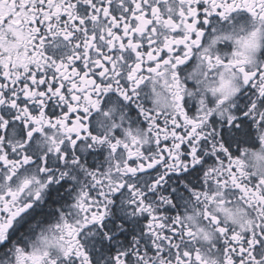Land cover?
Instances as JSON below:
<instances>
[{
    "label": "clouds",
    "instance_id": "1",
    "mask_svg": "<svg viewBox=\"0 0 264 264\" xmlns=\"http://www.w3.org/2000/svg\"><path fill=\"white\" fill-rule=\"evenodd\" d=\"M217 2L229 7L222 9L223 16L215 14L219 21L210 29L202 25L215 13L212 0L207 12L192 3L197 10L192 20L200 27L181 26L187 44L180 50L182 63L170 55L168 64H152L154 71L145 62L131 81L127 69L118 66L124 75L109 72L99 87L81 82L72 123L56 104L36 120H25L28 113L17 108L16 119L10 103L12 93L21 91L18 83L13 87L15 81L75 57L84 37L58 26L50 33L45 25L39 34L27 23L0 27V77L7 84L0 92L12 89L7 98L0 95V244L7 241L0 249V264H84L77 251H86L82 241L89 234L107 241L129 227L125 220L145 217L142 231L130 232L128 241L99 264H113L117 256L121 264L264 260V244L257 240L264 239V97L259 95L264 87V0ZM147 3L141 16L148 11L161 33L172 28L166 18L189 8V0ZM119 4L113 0L114 7ZM10 7L6 4L4 10ZM238 10L247 15L233 16ZM144 24L142 18L138 31ZM94 27L107 31V24ZM52 49L61 51L54 56ZM241 69L252 83L245 82ZM183 116L193 123L187 125ZM245 116L250 134L240 123ZM177 117L182 130H196L192 143L200 156L175 147L189 139L172 136ZM9 122L12 126L5 128ZM221 145L229 148L225 156L230 158L216 156ZM89 150L102 156L89 160ZM61 182L64 186L53 198L67 195V200L53 206L56 214L47 219L37 215L9 240L17 218L43 204L49 189ZM246 240L251 243L244 244Z\"/></svg>",
    "mask_w": 264,
    "mask_h": 264
},
{
    "label": "snow or ice",
    "instance_id": "2",
    "mask_svg": "<svg viewBox=\"0 0 264 264\" xmlns=\"http://www.w3.org/2000/svg\"><path fill=\"white\" fill-rule=\"evenodd\" d=\"M193 2L196 3L197 9H204L207 12L208 0H203V3L200 0H189L187 12L181 9L179 16L173 15L166 18L172 28L161 33L160 28L156 25V20L150 18L148 11L144 12L143 17L141 16V9L149 7L147 0H139V3L137 0H120V4L115 7L113 0H99V3L97 0H0V27L27 23L29 28L35 25L36 32L39 34L45 31V25L50 33L55 32L58 26L62 29L68 28L72 33L84 37L76 45L75 57H69L68 61L56 64L54 68L44 65L36 71H29L25 78L14 82L13 87L18 83L21 91L12 93L14 99L10 103V111L16 119H20L15 113V110L20 108L22 112L28 113V116L24 117L25 120H36L38 114H46L49 106L56 104L62 106L63 115L69 117V123H72L75 120L73 102L79 99L78 93L82 91L81 82L86 81L99 87L100 84L105 83L103 77L109 72L117 73L118 76L124 75L123 72L118 71V66L127 69V80L131 81L136 70L143 69L145 62H148V71H154L152 64H156L157 67L160 62L168 64L170 55L175 56L177 63H182L180 50L186 48L187 44L186 35L181 31V26L187 29L200 27V25H194L192 20V16L197 15V10L191 7ZM6 4L11 6L7 11L4 10ZM228 7L227 2L218 3L217 0H212V8L215 9L214 15L223 16L222 9ZM157 10L158 6L151 9L152 13ZM247 10L253 11L251 8ZM73 12L75 15L72 14ZM28 16L31 18L27 19ZM142 18L145 21L144 28L142 31H138ZM178 19L180 23H177ZM97 23L107 24V31L94 27ZM204 23L207 24L208 20L205 19ZM195 35L199 36L201 33L197 31ZM43 39L44 37H40L41 41ZM197 42L193 40V43ZM240 71L244 72L245 82L252 83L249 73L244 69ZM252 75L254 78L256 74ZM253 87L257 86L253 85ZM4 88H7V84L4 82V78L0 77V89ZM10 92L12 89L2 91L0 95L7 98ZM259 95L264 97V87H260ZM65 101L67 103H64ZM245 117L247 118V116ZM183 118L187 125L193 123L187 116H183ZM5 119L7 118L5 117ZM180 119L181 117H177L172 121V136L177 140H183L184 136L189 139L187 144L177 143L175 147L200 156V151L192 143L195 139L193 133L196 130H182L178 123ZM229 122L233 125L236 124V121L231 117H229ZM156 123L159 124L160 121L157 120ZM11 126V122L5 124V128ZM73 143L76 142L73 141ZM165 144H167V138ZM187 145H192V147L188 148ZM221 148L223 151H217L216 156L224 159L230 158L225 156L229 148L225 145H221ZM164 150L166 149H162V151ZM261 183H264V180ZM4 211L7 209L5 208ZM261 232L264 233V229H261ZM257 240L260 244H264V239L257 237ZM249 243L251 240L244 241V244ZM240 251L244 252V248L241 247ZM80 256L84 257V264H90L86 251L78 250L77 257ZM130 258L131 253H127L126 260ZM113 264H121L119 256L114 258ZM260 264H264V260L260 261Z\"/></svg>",
    "mask_w": 264,
    "mask_h": 264
},
{
    "label": "flooded vegetation",
    "instance_id": "3",
    "mask_svg": "<svg viewBox=\"0 0 264 264\" xmlns=\"http://www.w3.org/2000/svg\"><path fill=\"white\" fill-rule=\"evenodd\" d=\"M239 15L241 18L245 17L247 14L244 13L242 10H238V13H233V16ZM219 21V17H216L213 15L212 17L208 18V24L202 25L203 27L210 29L215 22ZM223 47V45H221ZM60 49H52V54L58 55L60 53ZM52 110L54 109V105L49 106ZM135 111V109H132ZM241 125H247L249 134H250V123L247 121L246 117H243L240 121ZM240 129H237V132H239ZM229 142L231 140V137L228 138ZM102 156V153L97 151H91L89 150L85 156V158L89 160H93L96 157ZM38 159V158H37ZM94 166V164H93ZM64 182H61L60 185H57L55 187H51L49 189L48 195L45 198V201L43 204L34 205L32 209H30L27 213L23 214V217L17 218V221L14 222L12 228L9 230V240L13 238H17L18 234L26 227L28 222L32 219H34L37 215L43 216L45 219L49 218L52 215L56 214L55 207L61 204V202H64L67 200V195H59L57 198H53V193H59L60 190L63 188ZM120 218V217H118ZM142 219L145 218H131L129 220H125L124 222L129 225V227L125 228L124 230L115 233L109 240L104 241L100 240L99 238L95 237L94 234H89V236L82 241L85 245V250L89 253L90 258L93 261V264H99V261L102 257L105 256V254H110L113 252L117 246H119L122 243H126L128 241L129 233L135 234V231L137 229L142 231ZM114 223V222H113ZM109 227V225H106V228ZM4 242V244H6ZM4 244H0V249L4 247Z\"/></svg>",
    "mask_w": 264,
    "mask_h": 264
}]
</instances>
